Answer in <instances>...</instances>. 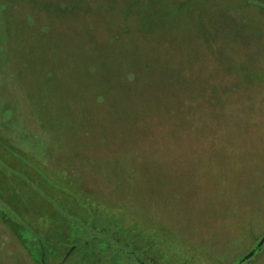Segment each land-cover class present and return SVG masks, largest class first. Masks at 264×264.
Instances as JSON below:
<instances>
[{"label":"rangeland","instance_id":"1","mask_svg":"<svg viewBox=\"0 0 264 264\" xmlns=\"http://www.w3.org/2000/svg\"><path fill=\"white\" fill-rule=\"evenodd\" d=\"M263 237L264 0H0V264H264Z\"/></svg>","mask_w":264,"mask_h":264},{"label":"trees","instance_id":"2","mask_svg":"<svg viewBox=\"0 0 264 264\" xmlns=\"http://www.w3.org/2000/svg\"><path fill=\"white\" fill-rule=\"evenodd\" d=\"M262 239L263 238H261V240L260 241H262ZM111 242V241H110ZM264 242V241H263ZM262 242V243H263ZM262 243L260 242L259 243V245H257V249H253L248 255H246V256H243L241 259H240V262L241 263H243V262H245V260H248L247 258H250V257H252L254 254H255V252H257V251H259V250H261V245H262ZM110 244H108L107 243V246L106 245H104V246H100L101 248H100V251H102L104 254L105 253H107L108 251H109V246ZM111 249V248H110ZM120 252H122V251H120ZM106 256H108V255H106ZM137 262H138V264H142L141 262H139L138 260H136Z\"/></svg>","mask_w":264,"mask_h":264},{"label":"water","instance_id":"3","mask_svg":"<svg viewBox=\"0 0 264 264\" xmlns=\"http://www.w3.org/2000/svg\"><path fill=\"white\" fill-rule=\"evenodd\" d=\"M264 241V237H263V239H262V241H261V243Z\"/></svg>","mask_w":264,"mask_h":264},{"label":"crops","instance_id":"4","mask_svg":"<svg viewBox=\"0 0 264 264\" xmlns=\"http://www.w3.org/2000/svg\"><path fill=\"white\" fill-rule=\"evenodd\" d=\"M20 242V241H19ZM21 243V242H20Z\"/></svg>","mask_w":264,"mask_h":264}]
</instances>
